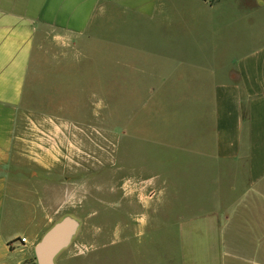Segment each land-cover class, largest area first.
<instances>
[{
    "label": "crops",
    "instance_id": "crops-1",
    "mask_svg": "<svg viewBox=\"0 0 264 264\" xmlns=\"http://www.w3.org/2000/svg\"><path fill=\"white\" fill-rule=\"evenodd\" d=\"M113 17L151 32L152 82L141 69L137 85L173 83L184 88L178 101L201 106L181 142L157 127L151 157L168 163L167 175L135 176L150 184L123 194L136 219L125 211L126 221L88 224L97 233L87 236L86 264H264V0H0V264H36L35 246L77 202L79 175L90 176L76 154L68 164L57 153L63 138L38 155L29 126L65 137L78 127L30 121L59 118L34 115L31 103L41 86L78 87L79 56L88 61ZM48 49L62 71L49 80L39 65ZM164 206L176 216L171 234L157 223Z\"/></svg>",
    "mask_w": 264,
    "mask_h": 264
},
{
    "label": "rangeland",
    "instance_id": "rangeland-1",
    "mask_svg": "<svg viewBox=\"0 0 264 264\" xmlns=\"http://www.w3.org/2000/svg\"><path fill=\"white\" fill-rule=\"evenodd\" d=\"M109 26L106 36L102 31L96 33L88 61L85 62L84 57L79 56L76 67L78 87L61 86V81L56 87L41 86L35 101L31 103L34 115L59 118H33L30 121L44 124L58 122L64 127L70 124L78 127L76 134H68L65 137L61 136L59 131L55 133L50 125L41 124L38 128L29 126L30 141L35 144L32 147L39 151L38 155L51 151L55 148L54 142L60 143L63 138V142L67 143V150H58L57 153L66 155L67 159L63 157V160L68 164H71L70 161L75 159L76 154L79 169L89 170L90 174L88 177L85 172L79 175V198L77 202L74 199L71 203L68 202L62 217L76 220L82 229L69 247L59 253L55 264H86L87 249L90 245L87 240L89 236L92 239V235L97 233L88 224L101 223L108 226L126 221L130 216L133 219L138 217L131 209L133 200L125 199L123 194L127 189L139 191L144 186L149 188L150 184L135 181V176L143 174L146 179H150L154 172H162L165 176L168 173V163L156 164L157 160L151 157L150 144L153 139V142L156 140L157 127L163 134L172 128L174 141L181 142V132L187 126L186 118L189 119L192 114L190 112L201 106L199 103L178 101L184 96V88L174 87L173 83H169V87L165 88L138 86V71L141 69L152 82V64L156 63L150 45L151 32L145 28V24L137 27L136 24L114 17ZM182 33L180 31L178 35L181 37ZM104 37L109 39V47L107 40L104 42ZM48 51L50 50L41 55L39 65L43 71L47 70L46 76L49 80L53 79L54 74L62 71L54 72L53 66L57 63ZM172 59L181 57L174 54ZM47 79L43 81L48 82ZM43 81L40 80L41 83ZM70 90L71 96L65 93ZM151 91H155V94L151 95ZM161 94L165 98L172 94L174 101L156 102ZM152 113L158 115L156 119ZM31 153L37 154L34 151ZM136 165H139L138 169L134 168ZM63 178L71 179V176L68 173L63 175ZM87 179L89 183L86 182ZM166 190L163 199L168 196ZM164 208L167 217H160L157 223L167 226L160 233L171 234L172 220L176 216L166 214L167 208ZM125 211L131 213L130 216L126 217ZM20 226L21 224H17L14 229L19 231ZM17 242L20 243V239ZM90 242L92 243V240ZM102 243L100 240L99 245Z\"/></svg>",
    "mask_w": 264,
    "mask_h": 264
},
{
    "label": "water",
    "instance_id": "water-1",
    "mask_svg": "<svg viewBox=\"0 0 264 264\" xmlns=\"http://www.w3.org/2000/svg\"><path fill=\"white\" fill-rule=\"evenodd\" d=\"M78 228L79 223L70 217L54 224L35 246L36 264H55L56 257L69 247Z\"/></svg>",
    "mask_w": 264,
    "mask_h": 264
},
{
    "label": "built area",
    "instance_id": "built-area-1",
    "mask_svg": "<svg viewBox=\"0 0 264 264\" xmlns=\"http://www.w3.org/2000/svg\"><path fill=\"white\" fill-rule=\"evenodd\" d=\"M20 242L23 243L24 242V239H21Z\"/></svg>",
    "mask_w": 264,
    "mask_h": 264
},
{
    "label": "clouds",
    "instance_id": "clouds-1",
    "mask_svg": "<svg viewBox=\"0 0 264 264\" xmlns=\"http://www.w3.org/2000/svg\"><path fill=\"white\" fill-rule=\"evenodd\" d=\"M143 222V221H142Z\"/></svg>",
    "mask_w": 264,
    "mask_h": 264
}]
</instances>
